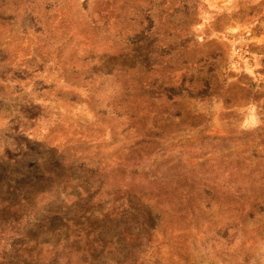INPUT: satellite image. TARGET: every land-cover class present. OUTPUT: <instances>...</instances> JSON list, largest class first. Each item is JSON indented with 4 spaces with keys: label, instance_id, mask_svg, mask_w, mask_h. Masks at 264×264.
Segmentation results:
<instances>
[{
    "label": "rangeland",
    "instance_id": "1",
    "mask_svg": "<svg viewBox=\"0 0 264 264\" xmlns=\"http://www.w3.org/2000/svg\"><path fill=\"white\" fill-rule=\"evenodd\" d=\"M262 169L264 0H0V264H264Z\"/></svg>",
    "mask_w": 264,
    "mask_h": 264
},
{
    "label": "trees",
    "instance_id": "2",
    "mask_svg": "<svg viewBox=\"0 0 264 264\" xmlns=\"http://www.w3.org/2000/svg\"><path fill=\"white\" fill-rule=\"evenodd\" d=\"M146 104V103H145ZM134 107H132L133 111ZM146 113L148 115V107L146 109ZM138 115V114H137ZM136 117V115H135ZM138 118V116H137ZM155 162V161H154ZM156 163V162H155ZM172 170H174L175 173L180 171L178 167H174ZM256 174L258 175L257 177H254L253 175ZM176 176L178 174H175ZM209 175L207 172H201L200 174L198 172H195L193 175L190 176V179H186L184 175L179 176V180L177 182L179 191H181L182 187L191 193H195L199 196H217L218 198H221L222 201L226 202L225 205L222 206H229L231 207L232 212L234 213H240V219L243 221L250 220L251 223L257 224L259 222V219L262 216V213L264 210H262V207L264 208V170H248L246 172L245 176H242L240 179L238 178H232V181L237 180L236 183L239 182V185L237 186L238 188L234 190L230 195H227L222 192H218L216 189H214L215 183H217L216 178L213 179H207V176ZM143 176H149L151 183H149L151 186L153 185L154 182H157V185H159V175H157V172L150 169V171L147 174H143ZM208 181V182H206ZM0 187H4V184L0 183ZM130 193V192H129ZM132 193V192H131ZM193 195H191L192 197ZM181 198V195L178 196ZM229 200H226V199ZM194 200L191 198L190 200L183 199V205L185 202H191ZM214 200V197H213ZM204 203L201 200V203L196 206H194L195 210L201 211V209L205 212L209 210L210 204H207V201ZM221 203V202H219ZM221 205V204H219ZM261 206V208H259ZM148 207H146L147 209ZM256 209H259V212L254 215ZM142 210V209H141ZM144 210V209H143ZM143 213V212H142ZM149 220L152 218H155L154 215L155 213L151 208H149V212H146ZM253 219H249L252 218ZM157 219V218H155ZM247 224V223H246ZM120 234L125 235L127 234L125 228L120 229ZM121 235L119 237V240L121 238ZM117 245L119 244V241L116 243ZM93 248L89 249L90 255H92L95 250L97 249L95 246H92ZM101 254H107V252H102ZM100 255V254H99ZM111 255V254H109Z\"/></svg>",
    "mask_w": 264,
    "mask_h": 264
}]
</instances>
